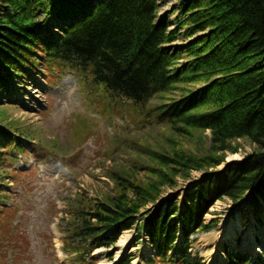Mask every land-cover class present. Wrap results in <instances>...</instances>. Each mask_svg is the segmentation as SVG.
I'll return each mask as SVG.
<instances>
[{
  "label": "trees",
  "instance_id": "obj_1",
  "mask_svg": "<svg viewBox=\"0 0 264 264\" xmlns=\"http://www.w3.org/2000/svg\"><path fill=\"white\" fill-rule=\"evenodd\" d=\"M180 6L181 20L170 30L168 18L159 16L160 0H0V173L8 151H25L21 139L29 138L3 123V106L20 95L14 86L25 84L37 57L49 74L76 67L90 73L95 87L141 108L177 84L203 85L155 106L150 116L178 135L210 131V154L149 152L159 164L150 170L155 179L117 174L113 195L76 210L68 226L66 246L78 264H97L95 250L115 248L123 232L136 227L135 243L147 237L156 254L145 264H206L191 247L195 235L214 230L205 217L216 202L237 204L251 195L254 210L264 213V0H180ZM238 139L261 151L225 164L227 152H239L233 145ZM192 171L204 175L180 194L161 196ZM4 186L2 180L0 207ZM11 216L6 208L0 213V243L18 238ZM114 254L108 255L112 261ZM228 261L264 264V250L255 258L229 254ZM0 264H8L1 246Z\"/></svg>",
  "mask_w": 264,
  "mask_h": 264
},
{
  "label": "rangeland",
  "instance_id": "obj_2",
  "mask_svg": "<svg viewBox=\"0 0 264 264\" xmlns=\"http://www.w3.org/2000/svg\"><path fill=\"white\" fill-rule=\"evenodd\" d=\"M160 4L159 16L168 18L169 29L174 30L181 20L180 0H160ZM52 32L61 34L59 29ZM37 60L36 69L24 76L25 84L14 86L20 95L15 92L13 101H6L2 110L6 115L3 123L18 127L20 134L29 138L22 139L26 147L23 153L8 152L0 173L6 195L0 213L3 208L13 212L9 225L19 233L15 240L4 239L1 251L8 264H78L62 252L65 239L72 236L67 233L68 226L76 210L113 195L117 174L145 182L155 179L150 170L159 164L149 152L167 156L187 152L201 158L210 154V131L192 130L190 135H178L169 125H155L150 116L155 106L178 100L203 85L177 84L175 91L141 108L114 97L103 86L95 87L90 73L83 75L81 69L67 66L49 74L44 59ZM233 145L239 147L236 154L240 160L261 151L246 139L235 140ZM236 154L227 152L225 164L234 162L227 159ZM203 175L192 171L188 180L178 178L175 188H163L161 196L180 194ZM250 200L251 195L238 204L229 199L216 202L206 216L207 223L215 224L214 230L196 235L192 252L206 264H229L227 255L240 252L258 255L264 243V214L256 212ZM239 218L242 226L235 236L222 237L224 227L234 225ZM127 233L128 246L118 244L115 259L132 254L133 264H143L153 255L148 243L143 239L134 247L136 233ZM244 245L247 248L242 250ZM109 253L107 249L95 251L97 263L113 264Z\"/></svg>",
  "mask_w": 264,
  "mask_h": 264
},
{
  "label": "bare ground",
  "instance_id": "obj_3",
  "mask_svg": "<svg viewBox=\"0 0 264 264\" xmlns=\"http://www.w3.org/2000/svg\"><path fill=\"white\" fill-rule=\"evenodd\" d=\"M69 92L71 93L70 90H69ZM232 160L233 161L240 160V156L238 154H236L234 156L233 155H230L229 158L227 159V161H232ZM241 226H242V221L239 218V220L234 225L232 223V224H229L228 226L224 227V231H223L224 233H223V236L222 237H224V236L227 235V237L229 236V237L233 238L235 236V234H236V230H239ZM250 233H251V231H249V235H250ZM127 234L128 233H125L124 234L127 237L123 236L120 239V241L118 242V244H120V246L123 247V248H126L128 246V242L129 241H128V235ZM252 246H253V248H255L254 245H252ZM242 248H243L242 250H245L247 248V246L244 245Z\"/></svg>",
  "mask_w": 264,
  "mask_h": 264
}]
</instances>
